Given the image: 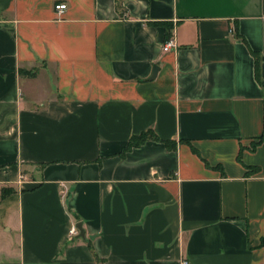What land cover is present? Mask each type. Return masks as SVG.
Here are the masks:
<instances>
[{
    "label": "crops",
    "instance_id": "crops-1",
    "mask_svg": "<svg viewBox=\"0 0 264 264\" xmlns=\"http://www.w3.org/2000/svg\"><path fill=\"white\" fill-rule=\"evenodd\" d=\"M263 235L264 0H0V264H264Z\"/></svg>",
    "mask_w": 264,
    "mask_h": 264
},
{
    "label": "built area",
    "instance_id": "built-area-1",
    "mask_svg": "<svg viewBox=\"0 0 264 264\" xmlns=\"http://www.w3.org/2000/svg\"><path fill=\"white\" fill-rule=\"evenodd\" d=\"M66 8H67V4L66 3H59V4H57L55 6V10L58 13H62ZM177 47H178V44L176 42L175 37L171 36L165 41L164 46H163V50L164 51H169V50H172V49H176ZM78 233H79V229L76 226H73L70 229V233L69 234H70V236H74V235H77ZM181 264H191V263L189 262V260L183 259Z\"/></svg>",
    "mask_w": 264,
    "mask_h": 264
},
{
    "label": "trees",
    "instance_id": "trees-1",
    "mask_svg": "<svg viewBox=\"0 0 264 264\" xmlns=\"http://www.w3.org/2000/svg\"><path fill=\"white\" fill-rule=\"evenodd\" d=\"M256 64H257V71H258L260 68V58L258 56H256ZM150 136H151V133L149 132H144L140 135L133 136L130 139L128 145L124 148L123 152L126 153V151L130 150L131 148L135 146H139L140 144L144 143ZM169 147L173 148L174 146L169 144ZM262 246L264 247V235L262 237Z\"/></svg>",
    "mask_w": 264,
    "mask_h": 264
},
{
    "label": "water",
    "instance_id": "water-1",
    "mask_svg": "<svg viewBox=\"0 0 264 264\" xmlns=\"http://www.w3.org/2000/svg\"><path fill=\"white\" fill-rule=\"evenodd\" d=\"M77 227L79 229L78 237L86 238V234H85L84 228L82 227V224L80 223Z\"/></svg>",
    "mask_w": 264,
    "mask_h": 264
}]
</instances>
